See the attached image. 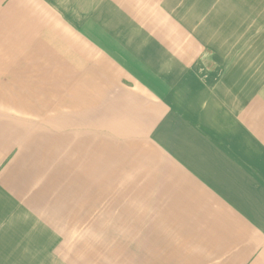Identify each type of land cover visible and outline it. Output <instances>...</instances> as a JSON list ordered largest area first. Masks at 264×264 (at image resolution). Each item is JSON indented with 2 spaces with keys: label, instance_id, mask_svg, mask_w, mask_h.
Instances as JSON below:
<instances>
[{
  "label": "crops",
  "instance_id": "obj_1",
  "mask_svg": "<svg viewBox=\"0 0 264 264\" xmlns=\"http://www.w3.org/2000/svg\"><path fill=\"white\" fill-rule=\"evenodd\" d=\"M0 264H264V0H0Z\"/></svg>",
  "mask_w": 264,
  "mask_h": 264
},
{
  "label": "rangeland",
  "instance_id": "obj_2",
  "mask_svg": "<svg viewBox=\"0 0 264 264\" xmlns=\"http://www.w3.org/2000/svg\"><path fill=\"white\" fill-rule=\"evenodd\" d=\"M128 179L132 180L133 182L131 183L132 186L135 188L136 185V180L134 177H128ZM127 182V176L124 173H117L115 176L112 175V177H110V175L107 174H103V183H102V191H101V195H102V199L105 200H118L120 201V198L123 197H128V198H132V197H136V198H141L142 197V192L141 191H123V185L124 183ZM108 210L107 208H104ZM157 212L161 214V217L163 218H168V215H172V213H181L182 210L181 208H156ZM140 212V211H139ZM139 212H134V213H128L130 215H135L136 214H140ZM148 212V208H146L142 214H145ZM118 214L121 213H125V211L123 210V208L121 209L120 206L118 207ZM125 213V214H126ZM143 225L139 224L138 222L134 224V229L135 230H147V228H142ZM151 245H157V243L154 240H151Z\"/></svg>",
  "mask_w": 264,
  "mask_h": 264
}]
</instances>
